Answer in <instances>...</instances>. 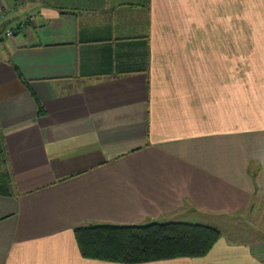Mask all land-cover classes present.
<instances>
[{
	"label": "crops",
	"instance_id": "crops-1",
	"mask_svg": "<svg viewBox=\"0 0 264 264\" xmlns=\"http://www.w3.org/2000/svg\"><path fill=\"white\" fill-rule=\"evenodd\" d=\"M243 54L264 55V0H0V264H264V59L244 110ZM154 221L222 237L126 263L75 235Z\"/></svg>",
	"mask_w": 264,
	"mask_h": 264
},
{
	"label": "trees",
	"instance_id": "trees-1",
	"mask_svg": "<svg viewBox=\"0 0 264 264\" xmlns=\"http://www.w3.org/2000/svg\"><path fill=\"white\" fill-rule=\"evenodd\" d=\"M40 111L43 110L42 104ZM14 193L5 141L0 131V194ZM83 256L141 263L176 257H201L222 237L219 228L188 221H154L146 224L91 223L75 229Z\"/></svg>",
	"mask_w": 264,
	"mask_h": 264
},
{
	"label": "rangeland",
	"instance_id": "rangeland-1",
	"mask_svg": "<svg viewBox=\"0 0 264 264\" xmlns=\"http://www.w3.org/2000/svg\"><path fill=\"white\" fill-rule=\"evenodd\" d=\"M259 59L261 61L264 59V55H250L243 54V99H244V110H249L250 102V78H251V67L252 60Z\"/></svg>",
	"mask_w": 264,
	"mask_h": 264
},
{
	"label": "built area",
	"instance_id": "built-area-1",
	"mask_svg": "<svg viewBox=\"0 0 264 264\" xmlns=\"http://www.w3.org/2000/svg\"><path fill=\"white\" fill-rule=\"evenodd\" d=\"M12 34H13V30H10V31L7 32V35H8V36H10V35H12Z\"/></svg>",
	"mask_w": 264,
	"mask_h": 264
}]
</instances>
